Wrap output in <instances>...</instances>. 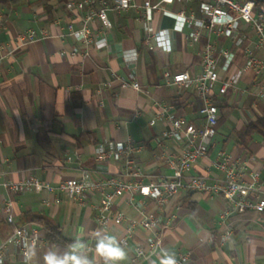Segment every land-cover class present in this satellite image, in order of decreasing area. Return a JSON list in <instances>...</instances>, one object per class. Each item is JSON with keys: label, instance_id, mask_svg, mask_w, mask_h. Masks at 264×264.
I'll return each instance as SVG.
<instances>
[{"label": "crops", "instance_id": "obj_1", "mask_svg": "<svg viewBox=\"0 0 264 264\" xmlns=\"http://www.w3.org/2000/svg\"><path fill=\"white\" fill-rule=\"evenodd\" d=\"M69 1L0 0V167L4 177L21 180L35 175L55 185L79 177L83 170L96 179L121 175L123 161H97L95 150L101 142L127 138L142 143L135 159L149 175L143 182L172 174L180 145L164 137L169 124L157 117L160 107L172 106V113L185 118L183 126L199 127L203 124L202 101L193 88L166 85L164 73L197 74L203 49L211 43L219 72L213 87L219 122L212 147L190 173L206 176L210 182L219 178L213 161L225 150L232 162L244 167L245 183H253L254 171L264 180V133L246 135L249 123L264 118V96H257L259 86L264 87V75L248 70L236 89L219 90L222 81L243 67L247 49L264 58L251 25L240 24L244 36L240 44L208 29L194 41L189 36L191 27L177 30L176 19L165 11L178 13L185 6V15L200 17L198 0L186 5L178 0H152L150 29L141 8L109 10L111 26L92 19L88 25L93 34L86 44L66 34L70 23L81 27L88 11L68 9ZM260 11L264 12V5L256 6V12ZM30 28L44 30L48 36L17 47L18 35ZM164 30L170 51L161 46L159 33ZM223 50L234 54L227 67ZM121 79L137 80L142 89L123 86ZM75 152L80 158L69 161L67 157ZM246 197L264 199V188L251 190ZM10 200L14 223L7 221L4 207ZM100 201L96 192L78 201L59 190L15 194L0 187V264H24L22 250L13 241L20 226L38 233L40 242L34 245L41 253L51 246L63 251L80 239L89 245L94 264L92 237L96 232L117 238L127 253L123 264H163L168 256L178 260L182 255L187 256L182 264H264V213L238 212L223 196L179 190L160 210L151 198L126 192L112 206V212L122 211L124 219L106 226L96 218ZM142 210L157 216L156 225L135 226L128 244H121L129 221L140 219ZM45 221L59 227L62 241L46 237ZM137 247L143 248V254L137 255Z\"/></svg>", "mask_w": 264, "mask_h": 264}, {"label": "built area", "instance_id": "obj_2", "mask_svg": "<svg viewBox=\"0 0 264 264\" xmlns=\"http://www.w3.org/2000/svg\"><path fill=\"white\" fill-rule=\"evenodd\" d=\"M184 5L191 0H178ZM201 16H187L184 9L174 13L165 11L166 14L176 19V29L181 30L185 25L191 27L189 36L197 41L205 29L216 32L218 35L230 37L238 44L243 42L244 36L241 34L239 27L241 23L249 24L253 27L258 35L257 45L264 50V12H256V5L253 0H198ZM98 0H77L69 1L66 5L68 9L87 8V14L79 28H75L73 24L67 25V35H71L84 43L91 41L92 30L88 23L98 18L103 24L109 28L111 22L108 18V11H128L131 8H141L145 24L150 29L152 27V15L154 5L152 0H99V6L96 5ZM48 34L44 31H37L34 28L28 29L26 32L18 35L17 47H23L37 40H40ZM161 46L165 51H170V42L166 30L159 33ZM65 53V52H63ZM247 59L243 67L231 79L224 80L221 83L220 92L225 93L230 88L236 89L241 80L243 73L250 70L257 75H264V58L258 57L253 50L247 49ZM226 58V67L233 60L234 54L228 50L221 51ZM200 71L197 74H190L188 71L177 73H164L166 85H177L187 88H193L197 96L202 101L200 112L203 116V124L195 126L188 124L183 126L185 118L176 116L170 110L172 106L166 105L160 107L157 115L158 118L166 120L169 128L164 132V137L173 138L180 145V155L174 163V172L170 175H162L159 178L149 179L143 182L142 178L149 176L139 168L135 155L142 149V143L132 138L125 141H105L97 145L95 150V159L97 161H107L113 159L115 161L124 162V170L121 175L110 176L106 178L96 179L91 172L83 170L79 177L60 181L53 185L43 181L35 175H30L25 179L11 180L4 177V171L0 167V187L11 193H24L30 191L59 190L67 194L70 198L84 201L85 197L92 192L99 193L101 201L97 206V221L102 226L108 225L109 222H122L124 213L119 211L112 212V206L115 200L128 192L131 194H141L149 197L156 203L161 210L165 203L179 190L212 192L223 196L228 202L233 204L238 212L253 210L258 213H264V199H252L246 197V194L257 188H264V180L260 181L258 171L252 174L253 183L247 184L243 181L244 167L237 162H232L230 155L225 150H220L217 158L213 161V165L218 168L221 173L219 178L210 182L206 176L193 175L190 173L192 166L199 159L205 157L213 145V139L217 134L218 127V106L213 99V87L219 80L218 63L216 59L215 46L208 43L201 54ZM123 86H131L136 90H141L142 85L137 80L127 81L121 79ZM107 86H111L108 82ZM257 96H264V87L259 86ZM154 119L151 123H154ZM79 159L76 152L74 156L69 155L67 159L72 161L73 158ZM134 178V180H132ZM141 202L139 203V206ZM5 210L8 212L7 221L14 223V216L11 213L12 201H7ZM157 223V216L149 211L142 210L141 218L138 220H130L126 227L125 235L120 242L123 245L128 244L133 229L137 225L146 228H152ZM229 232H227L228 234ZM13 241L20 247L24 254L25 242L37 244L40 237L36 231H31L26 226L16 227L13 234ZM154 240H150L154 244ZM143 248L137 247V255L143 254ZM187 260L186 255H182L176 264H182ZM3 261V246H0V263Z\"/></svg>", "mask_w": 264, "mask_h": 264}, {"label": "clouds", "instance_id": "obj_3", "mask_svg": "<svg viewBox=\"0 0 264 264\" xmlns=\"http://www.w3.org/2000/svg\"><path fill=\"white\" fill-rule=\"evenodd\" d=\"M92 239L96 256L95 264H123L127 260V253L115 236L96 232ZM24 248V264H94L89 255V245L80 239H74L63 251L51 246L46 252L41 253L29 242H25ZM163 264H176V260L168 256Z\"/></svg>", "mask_w": 264, "mask_h": 264}, {"label": "trees", "instance_id": "obj_4", "mask_svg": "<svg viewBox=\"0 0 264 264\" xmlns=\"http://www.w3.org/2000/svg\"><path fill=\"white\" fill-rule=\"evenodd\" d=\"M253 1L255 2V5L260 8L264 5V0H253ZM254 132H260L262 134L264 133V118H259L256 121L251 122L246 126V135H250ZM40 220L44 221L43 219ZM45 227L47 230L46 237L48 239L55 241L63 240L62 233L58 226H55L48 221H45Z\"/></svg>", "mask_w": 264, "mask_h": 264}]
</instances>
